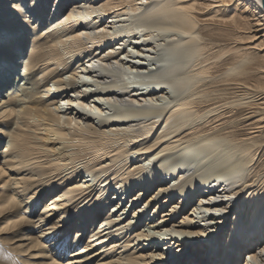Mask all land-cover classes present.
<instances>
[{"label":"bare ground","instance_id":"1","mask_svg":"<svg viewBox=\"0 0 264 264\" xmlns=\"http://www.w3.org/2000/svg\"><path fill=\"white\" fill-rule=\"evenodd\" d=\"M3 88L0 264H264L262 0H0Z\"/></svg>","mask_w":264,"mask_h":264},{"label":"rangeland","instance_id":"2","mask_svg":"<svg viewBox=\"0 0 264 264\" xmlns=\"http://www.w3.org/2000/svg\"><path fill=\"white\" fill-rule=\"evenodd\" d=\"M167 47L170 48L169 45H167ZM158 48L160 49V47H158ZM159 49H158V50H159ZM160 53H161V56H162V59H161V60H166V59H167V60H166L167 62L173 61V58H171V56L168 58V51H167V50H165L164 52L161 51ZM161 60H160V61H161ZM160 65H161V64H160ZM123 70L126 71V69H123ZM15 73H16V72H15ZM15 80H16V79H15ZM140 87H141V88H146L147 86L145 87L144 85H142V86H140ZM4 91H6V88L1 89V90H0V93H4ZM196 167H197V164H196V165L193 164L192 168L195 169ZM199 167H200V168L202 167V169H204V166H200V165H199ZM199 167H198V168H199ZM210 170H211V169H210ZM208 172H209V171H207V168H206L205 171L203 172V174L206 175V174H208ZM83 175H86V173H83ZM145 218H146V216H145ZM151 218H153V217L151 216V214H149V216L147 217V221H149V219H151ZM143 222H144V221H142L141 223H143ZM144 227L147 228L148 226L145 225ZM151 230H153V229H151ZM159 243H160V242H159ZM162 246H164V245H162Z\"/></svg>","mask_w":264,"mask_h":264},{"label":"water","instance_id":"3","mask_svg":"<svg viewBox=\"0 0 264 264\" xmlns=\"http://www.w3.org/2000/svg\"><path fill=\"white\" fill-rule=\"evenodd\" d=\"M262 6H263V8H264V0H262Z\"/></svg>","mask_w":264,"mask_h":264}]
</instances>
